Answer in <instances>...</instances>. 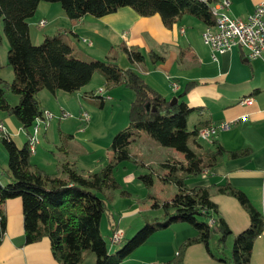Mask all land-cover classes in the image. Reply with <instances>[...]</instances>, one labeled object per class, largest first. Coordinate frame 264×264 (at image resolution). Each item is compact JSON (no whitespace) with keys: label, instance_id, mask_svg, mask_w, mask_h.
Listing matches in <instances>:
<instances>
[{"label":"trees","instance_id":"obj_1","mask_svg":"<svg viewBox=\"0 0 264 264\" xmlns=\"http://www.w3.org/2000/svg\"><path fill=\"white\" fill-rule=\"evenodd\" d=\"M40 1L59 2L71 20L86 13L101 17L129 6L140 16L158 14L163 25L170 28L184 14L193 15L204 24H212L211 5L217 0H0V21L9 44L7 63L13 71L11 81L0 77V110L13 114L23 128H28L43 109L36 98L42 89L51 93L56 90L73 92L99 72L107 84H123L133 91L128 108L129 125L116 132L108 145L114 157L95 171L84 173L63 160L57 163L56 173H47L31 162L27 141L19 147L9 133L0 130V142L7 152L6 168L2 171L5 181L0 180V242L5 230L1 206L7 199L19 197L25 243L46 237L53 257L61 264H82L88 254L93 255L94 264H121L153 231L174 220L189 223L196 229V235L181 243L177 255L168 260L169 263L181 264L188 246L203 243L210 255L227 264H249L253 240L264 228L260 211L241 190L227 182H188L189 178L210 170L217 158L243 156L248 154V149L227 151L214 138L212 147L203 149L199 155L189 144V138L192 137L193 144L200 147L198 131L207 124L199 123L192 129L187 127L189 114L198 107L183 100L170 103V99L149 86L134 69L119 67L114 58L84 60L75 57L61 32L44 35L39 44H33L27 19L34 14ZM124 50L130 61L142 60L138 50L126 47ZM191 85L187 83L178 98L185 95ZM8 90L18 95V102L7 101ZM139 132H145L159 145L183 154V160H166L159 164L165 171L160 178L174 183L179 191L160 204L154 201L152 206L162 210L158 220L146 221L113 253L107 249L100 221L106 201L120 188L113 169L118 162L132 158L128 146ZM142 177L150 185V173ZM213 191L236 198L249 217L248 225L234 235L228 257L224 256L223 248L231 230L211 199ZM149 196L152 195L149 193ZM215 235L211 247L210 240Z\"/></svg>","mask_w":264,"mask_h":264},{"label":"crops","instance_id":"obj_2","mask_svg":"<svg viewBox=\"0 0 264 264\" xmlns=\"http://www.w3.org/2000/svg\"><path fill=\"white\" fill-rule=\"evenodd\" d=\"M262 1L264 2V0H229L228 12L232 16L246 18L254 6ZM49 7V4L44 5L41 1L38 3L39 11L37 12L40 17L35 20L36 23L48 15ZM33 16L34 14L31 18ZM31 18H28L27 22L29 37L32 41ZM48 22L46 21L45 25ZM68 22L70 28L63 30L62 27L55 26V31L63 30L62 36L64 38L66 35L64 40L71 46V52L75 57L80 58L69 42V37H67L69 34L78 39L81 35L79 32L99 29L105 35H109L108 40L122 39L124 46L115 53L98 48L96 49L99 51H96L104 54L105 57L114 58L121 68L134 69L149 86L166 98L171 99L175 96L176 101L183 100L188 105L198 107V110L191 112L188 116V119L191 118L193 126L199 123L210 124L222 120H235L246 114L245 120L240 119L232 122L229 128L220 130L208 139V145L198 143L202 149L209 148L212 147L211 140L216 138L227 151L248 149V154L239 157L223 155L217 158L216 164L210 170L197 177L189 178L188 182L191 184L194 182L202 184H224L227 182L241 190L264 218V50L261 55L249 58L245 49L236 47L217 54L216 60H213L210 50L203 44L201 38L205 24L189 14L178 17L170 28L163 25L158 14L140 16L129 6H122L101 17L86 13L78 19H68ZM83 38L85 37L83 36ZM88 43L94 46L92 40H89ZM124 47L138 50L142 54V60L130 61ZM95 57L90 59L102 60V58ZM187 83H192V85L185 95L178 98L177 95ZM100 87L104 94L97 91ZM125 92L132 95L123 84H107L99 73L98 77L94 79L92 76L91 80L78 90L73 92L56 90L54 93L49 92V97L55 105L54 111L65 114L63 120H67L69 117V119L80 122L82 121L81 112L88 111L85 107L86 104L101 108L104 107L105 102L110 101L111 106L121 107L123 94L126 95V101H131L133 98ZM105 95H109V98ZM245 97H252V101L243 103ZM36 98L41 108H52L47 106L49 102H40L37 94ZM16 101L18 102V98ZM128 103L130 104V102ZM95 112H92L93 116ZM99 114L96 113L95 118L89 114V120L91 122L97 120ZM112 119L113 117L110 122ZM0 123L19 147L27 141L28 134H31L30 131L26 132V128H23L18 120L11 119L10 115L3 117L0 114ZM64 125L70 127L72 122L65 123L63 121L60 123L59 121L56 129L59 145L56 146L57 149H49L52 156L38 153L36 145L34 152L31 153V162L51 174L56 173L57 163L63 160L73 163L85 172L95 171L96 168L91 166L92 162L87 164L83 159L85 153L91 154L92 151L85 149L84 143L73 145L72 142H80V138H74V135L70 134ZM50 126L51 124L46 128L44 123L40 125L39 132L43 139H48L47 130ZM37 135L35 134L36 140H38ZM64 135L69 137L68 148L65 150L60 147L62 142L67 140L63 137ZM138 135L143 136L142 132H139ZM150 138L145 135V142H154ZM89 146L91 147V144ZM200 147L198 148L201 149ZM149 150L151 151V149ZM180 154L181 157L172 152L170 156L173 155L183 160V154ZM1 155L3 159H7V154L3 151H1ZM42 155L43 158H40ZM150 161L152 160H148L146 164ZM0 180L4 182L3 173L0 174ZM178 191L176 190L174 193L176 194ZM211 199L217 204L219 214L231 230L223 248L224 256L228 257L231 253L234 235L248 225L249 217L233 196L213 191ZM1 209L5 216V230L0 242V264H61L53 257L46 237L36 242L25 243L22 206L19 197L7 199ZM140 209L141 207H134L133 210L124 211L117 220L113 218L110 235L115 228L120 227L123 229L122 241L126 237V229H129L127 226L140 215ZM194 235H196V229L193 226L187 222L174 220L166 227L153 231L144 242L121 261V264H149L155 260L159 261L156 264H172L168 260L177 255L181 243ZM216 237L217 235L211 237V247L212 239L215 240ZM110 242L112 245L106 243V246L109 252H113L118 247L114 246L116 243L112 242L111 237ZM216 257L207 252L203 243H195L186 248L181 264H227ZM82 264H94L93 255L88 254ZM249 264H264V228L253 240Z\"/></svg>","mask_w":264,"mask_h":264},{"label":"rangeland","instance_id":"obj_3","mask_svg":"<svg viewBox=\"0 0 264 264\" xmlns=\"http://www.w3.org/2000/svg\"><path fill=\"white\" fill-rule=\"evenodd\" d=\"M42 4H49L50 7L48 9V15H46L45 21H49L46 25L45 23L41 26L38 25V22L36 23V19H38L40 16L38 15V8H36L34 12L33 18L29 17L30 20V28H31V35H32V43L33 44H39L42 39L43 35H52L56 33L55 31L56 27L59 26L64 28H70V24L68 22V17L66 16L63 8L61 7L59 2H46L41 1ZM41 9V8H39ZM54 20V21H53ZM53 21V22H52ZM62 29H58V31H63ZM69 33V31H67ZM81 35L77 39L74 35H67L69 37V42L72 44V46L75 48V51L77 52L78 56L80 58H83L84 60H90V58H96L95 56L105 59V55L102 53H98V49L110 50V52L115 53L119 51V48L124 46V43L122 42V39H115V40H108L109 35H105L102 33V30L96 29L93 31H86V32H79ZM0 76L5 79L6 81H11L13 78V71L11 66L7 63V52L9 48V44L7 41V38L5 37L3 30H2V20L0 21ZM36 36V37H35ZM83 36L87 39V42L82 41ZM66 38V35L65 37ZM89 40H92L94 42V46H91L90 43H88ZM121 44V45H118ZM98 48V49H96ZM97 50V51H96ZM96 54V55H95ZM94 55V56H93ZM93 56V57H91ZM145 56L147 58V53L145 52ZM99 76V72H95L93 77ZM128 91L132 94L129 95L127 92H125L129 96H133V91L130 88H127ZM41 92L38 95V98L41 100L40 102H49V107H52L51 109H48L49 111L53 112L55 116L50 119L48 126L51 124L48 131V139H43L41 132H39V129L37 128V131H32L33 134L37 135V147L36 150H38V153L42 154H50L52 156V153L49 149H57V145H59V137L56 132L57 125L60 121L62 123L65 121V123L72 122V125L70 127L64 125V127H67L70 134L74 135V138H80V142L73 141L72 144L75 143H84L85 149H90L92 151L91 154H84L83 156L84 161L88 164L91 163V166H94L96 170L104 163L108 162L110 159L114 157V154L108 150V145L111 141V136L118 132L119 130L127 127L129 125L128 121L126 122V119L128 120V108L130 101H126V95L123 94V97L121 99V103L124 105V108L121 107H114L111 106L110 101L105 102L104 107H97L94 105L86 104L87 112L92 115V118H95L96 113H100L98 119L95 121L89 120V121H78V120H72L67 119L63 120L64 117L60 118V115L58 112L54 111V103L52 99L49 97L50 93L48 90L42 89ZM7 101L11 104L16 103L18 95L8 90L6 92ZM119 108V109H118ZM47 109V108H44ZM95 112L94 116L92 112ZM0 114L3 115V117L7 116L6 112L0 110ZM98 115V114H97ZM113 117L112 121L110 122V119ZM10 118L17 121L16 117L13 114H10ZM61 119V120H60ZM51 122V123H50ZM126 122V123H125ZM128 123V124H127ZM48 126H45L46 128ZM191 124V118L189 117L187 127L188 129L192 128ZM3 129V128H0ZM28 129V130H27ZM32 126L30 125L28 128H26V132H31ZM10 130V129H9ZM2 131V130H1ZM40 134V135H39ZM142 135H138L134 138L133 141L130 142L128 146V151L130 155H132L131 159H126L121 162H118L114 169H113V175L115 179L120 183V188L116 189L112 192V197L110 200L106 201V209L101 217L100 221V230L103 238L105 239V242L107 244H111L110 242V226L111 222L114 218V220L118 218V216L123 215L124 211L133 210L134 207H138L140 209V215L138 217H135L127 230L126 237L119 243L114 244L115 247H118L117 249L113 250V253L116 252L118 249L122 247V244L124 243L125 239L132 237L135 232L141 228L146 221L154 222L157 219V216H160L161 214V208H156L152 206L154 201H158L159 204L162 201L169 200V198L174 196V192L176 190H179V188L172 182L162 180L160 176H164L163 174L165 171L161 170L159 167L160 162L162 161H179V158H176L175 156L171 155L170 153L174 152L176 155L181 157L180 153L176 152L174 149L161 146L159 145L155 140L152 138H149L154 141L145 142V135H147L145 132H142ZM29 137V134H28ZM67 140L62 142L60 146H64L61 149L68 148V140L69 137L64 135ZM84 141V142H83ZM197 141L201 144L208 145V139L200 138L197 139ZM28 146H29V140L27 139ZM91 144V147L89 146ZM189 144L193 146L199 155H201L202 148L199 149L196 145H193L192 137L189 138ZM77 146V144H75ZM84 149V148H83ZM148 149H151V151ZM1 151L7 154L5 149L3 148L1 142H0V174L2 171L6 168V159L2 158ZM169 153V154H167ZM167 156V157H164ZM31 157V155H30ZM34 158V157H32ZM40 158H43V155L40 156ZM150 163L146 162L148 160ZM184 159V158H183ZM73 164V163H72ZM37 165V164H36ZM80 169V168H79ZM89 172V171H88ZM84 173H86L84 171ZM146 173H150L151 175V183L150 185H147L145 183L144 176ZM5 181V178H4ZM123 192L121 193V191ZM149 193L152 196H149ZM215 240L212 239V246L214 245ZM112 245V244H111ZM145 245V244H144ZM141 249V248H140ZM142 251V250H141ZM144 251V250H143ZM145 255V251L143 252ZM151 263H159L158 260H155Z\"/></svg>","mask_w":264,"mask_h":264},{"label":"built area","instance_id":"obj_4","mask_svg":"<svg viewBox=\"0 0 264 264\" xmlns=\"http://www.w3.org/2000/svg\"><path fill=\"white\" fill-rule=\"evenodd\" d=\"M229 0H217L214 3V10L220 17L219 27H208L205 25L202 31L201 38L203 44L210 50V56L216 60V55L236 47L245 49L249 58H255L261 55L264 50V2L257 3L252 12L246 18H238L232 16L228 12ZM46 22L45 19H40L38 24ZM86 41L85 38L82 39ZM101 93V87L97 90ZM104 94V93H101ZM109 98V95H107ZM252 101V97H245L243 103ZM60 118L65 114L59 113ZM81 119L88 121L89 113L87 111L81 112ZM55 114L48 109H42L40 113V120H44V126H48L49 121ZM247 115H241L235 120H222L217 123H210L201 127L198 131L199 137L212 138L217 132L227 129L231 126L232 122L237 120H245ZM0 126L4 129L2 123ZM37 140H32V129L29 134V151L33 153L35 150ZM211 221V220H210ZM123 236V229L117 227L113 230L111 240L114 243L121 241ZM154 264V263H149Z\"/></svg>","mask_w":264,"mask_h":264},{"label":"bare ground","instance_id":"obj_5","mask_svg":"<svg viewBox=\"0 0 264 264\" xmlns=\"http://www.w3.org/2000/svg\"><path fill=\"white\" fill-rule=\"evenodd\" d=\"M211 14L212 16L214 17V22L212 24H205V25H208V27H219L220 26V17L219 15L216 13V11L214 10V4L211 5ZM45 22L41 23V25H43ZM203 42V41H202ZM103 89L101 87V93H102ZM106 96V95H105ZM107 97V96H106ZM44 123V120H40V115L37 116L31 126H32V131H37V128L39 129L40 125ZM0 128H2L0 126ZM2 131H4L3 129H0ZM5 132V131H4ZM30 134V133H29ZM200 138H203V139H207L206 137H200ZM28 140H29V137H28ZM32 140H36V136L35 134L32 133Z\"/></svg>","mask_w":264,"mask_h":264},{"label":"water","instance_id":"obj_6","mask_svg":"<svg viewBox=\"0 0 264 264\" xmlns=\"http://www.w3.org/2000/svg\"><path fill=\"white\" fill-rule=\"evenodd\" d=\"M174 102H176V97L175 96L170 99V103H174Z\"/></svg>","mask_w":264,"mask_h":264}]
</instances>
